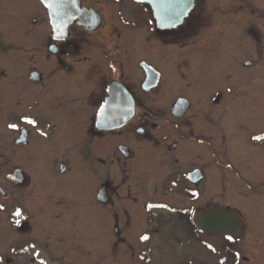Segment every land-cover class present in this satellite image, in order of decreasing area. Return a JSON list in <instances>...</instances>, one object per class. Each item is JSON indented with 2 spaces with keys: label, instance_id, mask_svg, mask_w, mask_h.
I'll return each mask as SVG.
<instances>
[{
  "label": "flooded vegetation",
  "instance_id": "obj_1",
  "mask_svg": "<svg viewBox=\"0 0 264 264\" xmlns=\"http://www.w3.org/2000/svg\"><path fill=\"white\" fill-rule=\"evenodd\" d=\"M249 1L193 0L181 23L160 28L138 0H0L10 254L29 232L38 263L111 254L113 264H202L203 253L217 264L221 249L228 264H264V219L245 236L241 212L248 197L264 201V98L258 110H231L247 93L230 94L226 60L228 47L253 40L235 77L246 84L261 60L257 30L236 12ZM209 206L227 208L233 229L202 227Z\"/></svg>",
  "mask_w": 264,
  "mask_h": 264
},
{
  "label": "rangeland",
  "instance_id": "obj_2",
  "mask_svg": "<svg viewBox=\"0 0 264 264\" xmlns=\"http://www.w3.org/2000/svg\"><path fill=\"white\" fill-rule=\"evenodd\" d=\"M125 6H132V4L125 2L124 4ZM225 6H222V8ZM229 7V6H226ZM234 7V6H233ZM237 8V6H235ZM239 10H237L236 12L239 14L243 15V20L239 21V23L241 24V26L248 25L250 28L254 27L257 32H256V37H260L259 43H261V51L259 52V60H256V62L254 63L255 66L251 69V68H246L248 75L250 76L247 84L245 83V80H241V79H236L235 77H239L240 76V72L242 74L243 70H242V66H241V61L245 60V59H252L254 58V46H253V40L251 42H247L245 41L244 44L241 43V46L237 48H231L228 47V49H226V60L228 66H227V71H231L232 73L230 74V80H229V84L231 87V90L233 89V92L230 91L231 95H235L236 93L238 94L236 98H241V94H243L244 92L247 93L245 98L243 100H237L236 102H232L230 101L231 104V110H237L238 109H243L246 112L251 109L254 110H258V108L261 106V104L263 105V98H264V0H250L249 3H243V7H239ZM209 13L206 14V17L210 18L213 17V22H212V28L213 32L216 33V31L214 30H219V23H218V16L219 13V7L218 6H211L209 8ZM223 13H226L225 11L222 12V16L224 19H229V17L225 14L223 15ZM253 16V17H252ZM246 17H251V19L249 21H247ZM252 18H254V20H252ZM217 21V23H216ZM233 22L228 21L227 25L228 26H232V27H224L225 31L227 33H229V30H233L235 27H233ZM226 22H223V24ZM215 36V34H213V37ZM254 36V35H253ZM218 45L214 44L213 47H216ZM239 65V67L241 68V70H239L237 68V66ZM232 74H234L232 76ZM16 160H20L21 156H17L14 155ZM0 160L2 161L3 159L0 156ZM26 171H28V169H25ZM259 177V175H258ZM264 180V179H263ZM239 187V186H238ZM241 187H239L240 189ZM243 189H247L249 188L248 186L246 187L244 184L242 185ZM241 188V189H242ZM254 193V192H253ZM261 196L264 195V192H262L260 194ZM252 198L256 199L255 196H251L248 197V199L244 200L245 205L242 206L241 212L244 215V219L246 221V224L248 226L247 232L245 233V236H253L252 234H250L253 226H255L253 224L254 220L257 219V213L260 219H264V201L259 202L258 206H257V202L255 200L252 201ZM24 210V209H23ZM21 211L20 209V213L21 216L20 218L23 220L24 218H28V213L27 210L25 209L24 211ZM23 212H26L23 213ZM240 212V213H241ZM1 220V218H0ZM249 220H253L252 222H250ZM0 228H2V224H0ZM23 241H22V250L19 252V255L17 254H10L9 253V240L11 235V232L9 231V229H7L4 232L0 231V257H3V260L0 261V264H61L58 261L54 262H50L47 261L46 258L41 259V263H38V257L35 255V245L31 242V234L29 232H21ZM249 243V240H247V245ZM12 251V250H11ZM244 253V252H243ZM40 255V254H39ZM111 254H104V255H99V256H92V255H88V257H86L85 259H70L68 261L67 264H113V258L110 257ZM202 258V264H212L213 261L212 259H210V257H205L204 254H201ZM222 251L221 249L217 252V256L216 259L217 264H228L227 261L225 259H222ZM218 257V258H217ZM237 264H245V260L243 261H239L237 262Z\"/></svg>",
  "mask_w": 264,
  "mask_h": 264
},
{
  "label": "water",
  "instance_id": "obj_3",
  "mask_svg": "<svg viewBox=\"0 0 264 264\" xmlns=\"http://www.w3.org/2000/svg\"><path fill=\"white\" fill-rule=\"evenodd\" d=\"M151 5L153 9V18L160 28L173 27L181 23L187 14H182L185 9L192 8L193 0H138ZM233 217V214H232Z\"/></svg>",
  "mask_w": 264,
  "mask_h": 264
},
{
  "label": "snow or ice",
  "instance_id": "obj_4",
  "mask_svg": "<svg viewBox=\"0 0 264 264\" xmlns=\"http://www.w3.org/2000/svg\"><path fill=\"white\" fill-rule=\"evenodd\" d=\"M162 2H166V0H162ZM182 14H187V9H185ZM25 119L30 124L36 123L35 120L29 119L27 117H25ZM8 127L15 128L16 125L9 124ZM261 138L262 137H259V136L253 137V139H261ZM149 207H152V206L149 205ZM16 215L17 216L21 215L19 210H17ZM18 222L19 221H17V223ZM198 222L200 223L202 227H213V228H218L222 231H230L234 227V220H233L232 214L229 212L227 208L209 206L207 209H200L198 213ZM141 239L147 240L148 237L142 236ZM227 239L231 241L233 239V236L228 235ZM209 247H211V245H209ZM237 255H239V253H237ZM2 260H3V257H0V261Z\"/></svg>",
  "mask_w": 264,
  "mask_h": 264
}]
</instances>
